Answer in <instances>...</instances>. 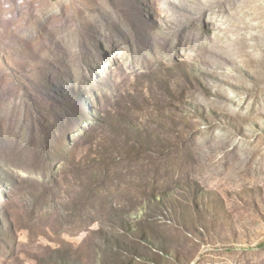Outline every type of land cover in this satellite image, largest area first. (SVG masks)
<instances>
[{
  "label": "rangeland",
  "instance_id": "1",
  "mask_svg": "<svg viewBox=\"0 0 264 264\" xmlns=\"http://www.w3.org/2000/svg\"><path fill=\"white\" fill-rule=\"evenodd\" d=\"M0 264H264V0H0Z\"/></svg>",
  "mask_w": 264,
  "mask_h": 264
}]
</instances>
